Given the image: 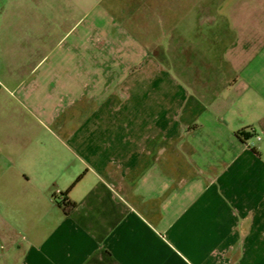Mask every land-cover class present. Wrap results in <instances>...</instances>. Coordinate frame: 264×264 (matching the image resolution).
<instances>
[{"label": "crops", "instance_id": "0c3cea01", "mask_svg": "<svg viewBox=\"0 0 264 264\" xmlns=\"http://www.w3.org/2000/svg\"><path fill=\"white\" fill-rule=\"evenodd\" d=\"M102 1L67 0L69 15L50 0H33L36 17L12 32L15 63L5 71L0 61V94L5 89L9 99L27 103L9 106L11 113L76 119L68 114L69 104L98 98L91 118L99 119L96 135L108 134L103 154L94 156L106 181L82 162L65 171L71 166L65 153L56 155L44 142H2L0 264H41L34 248L45 243L40 234L50 227L46 215L52 216L50 234L56 237L47 250L48 264H264V146L247 142L253 136L247 129L257 128L258 121L239 112L231 118L240 116L244 123L233 129L218 125L227 108L240 102L256 106L253 112L264 118V106L257 103L264 102V8L254 10L255 0H214L215 15L201 19L207 27L200 40L193 18L180 20L186 28L175 31L177 44L191 60L202 56L193 78L213 103L209 110L207 100L196 98L200 109L182 112L176 124L175 112L164 121L165 114L143 98L131 100L133 87L148 86L151 73L159 71L144 42L119 32L107 39L91 22L71 38V47L62 51L52 45L57 28L49 18H110L98 9ZM146 18L149 22L150 14L142 23ZM135 27L152 42L148 31ZM162 32L160 42L168 38ZM87 51L95 60L87 59ZM2 58L7 56L0 50ZM220 89L223 98L214 93ZM98 111L118 120V128L105 130ZM259 127L264 135V119ZM12 138L17 139L10 137V143ZM105 148H114L113 154ZM44 150L47 155H40ZM54 154L61 173L56 177L48 171ZM54 181L62 189L47 203Z\"/></svg>", "mask_w": 264, "mask_h": 264}, {"label": "rangeland", "instance_id": "374dc122", "mask_svg": "<svg viewBox=\"0 0 264 264\" xmlns=\"http://www.w3.org/2000/svg\"><path fill=\"white\" fill-rule=\"evenodd\" d=\"M4 0H0V3ZM67 0H50L60 11L63 9L67 14L73 15L72 7L64 6ZM97 1V0H91ZM214 0H103L100 2L98 9L105 11L110 18H49L52 22H55L57 28L53 37L52 44L56 46L57 49H64L68 46L74 45L71 38L76 36L81 29L87 31V25L93 22L98 29H102L105 35L112 37L119 32L121 35H129V37L136 42H144V46L148 53L151 55V63L155 65L159 71L152 72V81L146 87H133L132 93L133 97L131 100L138 101L139 98H143L145 103L150 106V108L157 112L162 111L164 115V121L166 117H172L173 112H175L176 124H180L182 120V112L186 110H199L200 106L195 102L197 99L207 100L204 106L208 107L210 110L213 103L209 100L211 97L206 93L205 89L196 85L195 78H193V70L196 66V62H199L202 56H196L197 60H191L190 54L183 53V48L177 44V36L175 31L179 32L181 27L186 28L181 19L193 18L192 25L195 28L200 29V36L197 40H200L202 35L206 33L205 28L207 25L201 21L203 18L209 17L210 14L215 15V11H212L211 4ZM33 0H6V3L1 8L0 7V50L3 52L7 58H2L0 61L5 66V71L9 69L12 64L15 63V54L12 53V32L13 30L21 25L22 23L26 26L28 20H33L36 17L35 9L32 6ZM145 8L142 12L139 8ZM254 10H260L264 8L263 0H255L252 5ZM150 14V20L142 23V18L144 15ZM58 16V12L56 14ZM220 13L216 14L218 17ZM48 19V18H46ZM131 21V22H130ZM141 22V23H140ZM135 25L137 27L144 28L151 35L152 42L145 41L144 36L135 31ZM167 32L168 38L166 40L162 39L160 42V32ZM67 32H70V36ZM148 33V34H149ZM68 34V35H67ZM162 36L164 33H161ZM67 35L66 40L61 39ZM205 36V35H204ZM70 38V39H69ZM104 38V40L106 39ZM129 38V39H130ZM91 41L89 45L91 46ZM123 40L120 39V42ZM94 44V42H92ZM89 46V48H90ZM92 48V46H91ZM88 49V47H87ZM63 51V50H62ZM85 50H82V58H85ZM94 59V55H91L87 51V59ZM96 62V61H95ZM2 64V65H3ZM96 66V65H95ZM94 66V67H95ZM2 72L0 71V78ZM12 88L11 85H9ZM83 93V92H82ZM214 93L218 97H225V91L215 90ZM132 95V94H131ZM181 95L180 97H178ZM8 93L4 89L0 94V147L3 149L2 142H7L14 146L15 144H22L24 146L29 145L31 141L35 145V142H44L46 146L53 148L55 154L65 153L64 157L67 158V163L71 166L66 167L64 170L67 172L75 170L76 166L80 163L89 165L97 175L105 179L102 170L97 169L95 166L96 161L94 156L97 154H103L102 140L107 139L105 134L96 135V129H100L99 119L91 118L96 117L97 107L100 103L98 98L92 102L91 100L85 101L84 98L76 100L72 105L69 104L70 110L68 114H72L76 119H50L39 113L27 114L28 112H22L20 115H15L11 113L8 109L9 106L19 107L27 105L23 99H18L17 102L14 99L8 98ZM104 99H111L104 95ZM192 98V100H191ZM97 102V103H96ZM18 103V104H17ZM261 106H264V102H257ZM123 103H121L122 105ZM190 104L193 106L191 107ZM126 106L129 104H125ZM227 105V104H226ZM87 106V112H84V108ZM136 106V105H135ZM122 107V106H121ZM131 107V105H130ZM129 107V108H130ZM144 106L139 108L136 106L135 109H143ZM123 108V107H122ZM227 108L228 111L226 117L222 118L218 122L219 126L224 124L230 129L235 126H239L241 123L245 122V119L231 118L235 117V114L242 112L244 115H249L252 117V122L257 123L258 126L249 128L247 130L253 132V136L247 141L250 146L259 145L264 146V135L261 134L259 127L260 122L264 119L261 118V114L253 112V109L257 110L256 106H245L243 102L239 104H231ZM105 109L111 111V108ZM122 112H120L121 115ZM212 115L216 113L211 112ZM101 115L104 121L105 130L108 127H114L116 130L120 124L118 120H111L109 116L104 112L98 111V116ZM87 115V116H86ZM116 116H119L116 114ZM125 116V112L123 114ZM257 117H260L257 118ZM146 119L140 118L141 122ZM125 122V120H122ZM133 126L134 121L131 120ZM163 122V121H159ZM69 129V130H68ZM97 134L99 131L97 130ZM241 134H239L240 136ZM15 136L17 139L12 138V142H9L10 137ZM42 144V143H41ZM107 153L110 151L113 154V149H106ZM26 152V154H28ZM40 155L46 156L47 153L39 151ZM54 154L53 165L48 166L49 175L56 177L57 174L61 175L57 165L58 157ZM39 155V154H38ZM43 164H41L42 166ZM106 165V164H105ZM44 168V167H43ZM113 166L111 165L109 169L111 170ZM55 185L49 187L46 190L47 203L48 198L52 194H57L59 196V189L62 187L58 184L59 182L54 181ZM64 191V190H61ZM56 198L55 202L61 204ZM63 205V203L61 204ZM45 223H50L48 230H41L40 239H45L43 245L34 248V253L41 264H48L47 262V250L50 246V242L54 241L56 237L50 234V231H55V227H51L52 216H42ZM25 242L30 239V231L24 232Z\"/></svg>", "mask_w": 264, "mask_h": 264}, {"label": "trees", "instance_id": "16d2710c", "mask_svg": "<svg viewBox=\"0 0 264 264\" xmlns=\"http://www.w3.org/2000/svg\"><path fill=\"white\" fill-rule=\"evenodd\" d=\"M1 6V5H0Z\"/></svg>", "mask_w": 264, "mask_h": 264}]
</instances>
